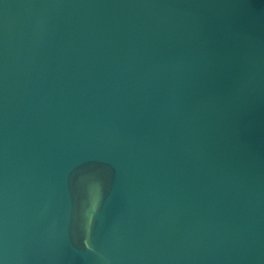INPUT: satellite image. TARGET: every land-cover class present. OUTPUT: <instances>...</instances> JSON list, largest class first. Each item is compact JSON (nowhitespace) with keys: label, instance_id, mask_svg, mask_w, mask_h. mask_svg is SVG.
<instances>
[{"label":"water","instance_id":"95a60500","mask_svg":"<svg viewBox=\"0 0 264 264\" xmlns=\"http://www.w3.org/2000/svg\"><path fill=\"white\" fill-rule=\"evenodd\" d=\"M0 264H264V0H0Z\"/></svg>","mask_w":264,"mask_h":264}]
</instances>
